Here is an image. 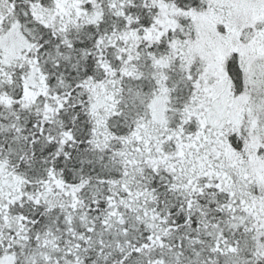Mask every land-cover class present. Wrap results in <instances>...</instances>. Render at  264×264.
I'll return each mask as SVG.
<instances>
[{
	"label": "snow or ice",
	"instance_id": "snow-or-ice-1",
	"mask_svg": "<svg viewBox=\"0 0 264 264\" xmlns=\"http://www.w3.org/2000/svg\"><path fill=\"white\" fill-rule=\"evenodd\" d=\"M0 264H264V0H0Z\"/></svg>",
	"mask_w": 264,
	"mask_h": 264
}]
</instances>
